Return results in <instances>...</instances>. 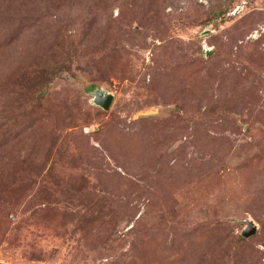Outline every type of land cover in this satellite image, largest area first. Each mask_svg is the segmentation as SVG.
<instances>
[{"label": "rangeland", "instance_id": "1", "mask_svg": "<svg viewBox=\"0 0 264 264\" xmlns=\"http://www.w3.org/2000/svg\"><path fill=\"white\" fill-rule=\"evenodd\" d=\"M0 264H264V0H0Z\"/></svg>", "mask_w": 264, "mask_h": 264}, {"label": "water", "instance_id": "2", "mask_svg": "<svg viewBox=\"0 0 264 264\" xmlns=\"http://www.w3.org/2000/svg\"><path fill=\"white\" fill-rule=\"evenodd\" d=\"M114 99V94L110 91H104L98 88L94 91V103L104 109H109ZM246 227L243 230V234L249 237L255 234L258 230V223L252 219L245 220Z\"/></svg>", "mask_w": 264, "mask_h": 264}]
</instances>
